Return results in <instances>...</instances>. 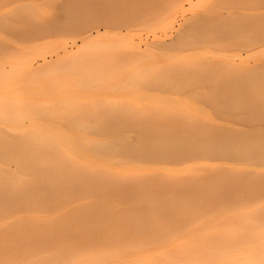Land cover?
<instances>
[{"label": "bare ground", "instance_id": "6f19581e", "mask_svg": "<svg viewBox=\"0 0 264 264\" xmlns=\"http://www.w3.org/2000/svg\"><path fill=\"white\" fill-rule=\"evenodd\" d=\"M185 1L28 0L21 16L0 8V39L70 26L104 37L40 67V80L62 70L87 86L61 88L53 106L23 107L7 93L21 88L11 85L20 72L37 76L30 57L0 62V258L39 257L32 244L45 242L56 245L46 264L99 254L264 264V28L244 40L228 0H209L173 34ZM34 10L58 14L39 24ZM232 40H243L239 51L210 50Z\"/></svg>", "mask_w": 264, "mask_h": 264}, {"label": "rangeland", "instance_id": "374dc122", "mask_svg": "<svg viewBox=\"0 0 264 264\" xmlns=\"http://www.w3.org/2000/svg\"><path fill=\"white\" fill-rule=\"evenodd\" d=\"M27 1L28 0H18L12 3L1 1L0 8L13 9L16 11V14L14 13L15 15H20L18 14V12L23 11L24 8H26L25 4L28 3ZM29 1L40 2V0ZM57 1L61 2V0ZM208 1L209 0H192V4L190 5L185 1L183 8L179 10L176 15L174 28L172 29L173 34L176 33L177 30H179L180 25L184 24L186 19L190 15H192V13L201 10V7L207 5ZM225 6L228 7V9H232L235 10V12H238L229 16L232 20V22L230 23L234 27H238L247 33L246 36L243 37L245 38L244 40H254L258 36V33L256 32L257 29L254 26L255 24H258L259 27L261 26V28H264V0H228ZM259 12L262 14H259ZM57 14L58 13L56 10H51L50 12L48 11L44 13H40L35 10L33 11L34 18L37 23L39 22V24L40 22L44 23L45 21L48 23L50 19L57 16ZM245 14H249V16H246ZM13 17L14 16L12 15L9 17V19L12 20L14 24H16L17 26L23 25V21L20 20L19 17ZM69 28H57L56 30H50L49 33L43 32L44 34L42 33V35L44 36L42 38H40L39 36L40 31H32L27 29L23 33L16 31V33L14 32V34H11L6 32L5 30L4 32H2V37L0 39V62L4 63L5 66L8 67L10 59L19 61L25 59L28 60L27 58L30 57L31 66L35 68L37 72L36 77H30L29 79L24 74V72L21 76L20 72L15 82L11 85L13 87L21 86V88H15L10 92H7L8 95L20 99L22 101L23 107H33L37 103L43 101L50 103L51 106L57 105L58 103L64 101V98H66V93L60 92V89L68 87L69 85L78 86L81 90L87 88L84 81L81 83H77L76 81L73 82L60 79L62 70L54 71L52 74L55 78H52L51 80H48L46 78L40 80V67L44 66L45 63H56L62 56L67 57L78 54H85L89 50V47L92 46L91 44L93 40L97 42V40L101 41L102 39H104V37H102L101 35L98 36L94 29L91 30V36L89 38H85V35H79L74 32L75 30H77L75 29V27L70 26ZM156 31L160 32V28H157ZM252 31L254 33H252ZM84 38L85 42L82 43V39ZM242 41L243 40H232L228 42H220L218 45L211 47L210 50L217 55L219 54V52L223 51H226L228 53L239 51L241 46L240 43ZM259 49H256L254 51H258ZM263 49L264 48H262V50ZM46 69H43L44 73L47 72ZM125 72L126 70H124V73ZM124 85L127 86V83L117 82L113 84V86L120 88H122ZM40 86L45 90L40 91ZM93 87L100 89L101 83H94ZM19 90H21V93H18ZM66 100L69 99L67 98ZM7 108L9 109V107ZM18 122L22 125H26L28 122V118L26 116L22 117L18 120ZM5 125L6 123L1 124V126ZM10 167H13V165L11 164ZM68 208H66L65 210H67ZM4 228V225H0V230H3ZM7 244L8 243L1 242L2 247L7 246ZM21 244L23 243L19 242V245ZM74 244L81 245L82 243L74 242ZM32 246H35L40 250L39 257L33 255L26 257L18 254H14L13 256L5 255L0 258V264H19V262H29V264H46L47 262H49V260H53L52 258L56 256V245L54 243L40 242V244H32ZM141 248L146 254H151L153 246L142 245ZM171 249L172 248L169 249L168 253ZM82 257L83 258L79 260L77 264H128L125 263V259H128L129 256L122 255L117 258H112L110 255L106 256L99 254L98 256H95V258H92L93 256H91V258L89 257L86 259L83 255ZM121 259L124 262H121Z\"/></svg>", "mask_w": 264, "mask_h": 264}, {"label": "snow or ice", "instance_id": "6c2138e0", "mask_svg": "<svg viewBox=\"0 0 264 264\" xmlns=\"http://www.w3.org/2000/svg\"><path fill=\"white\" fill-rule=\"evenodd\" d=\"M261 207L262 209H264V204H262ZM19 264H29V262H19ZM53 264H76V262L63 261V262H53Z\"/></svg>", "mask_w": 264, "mask_h": 264}]
</instances>
